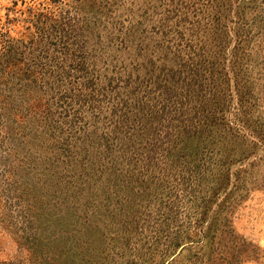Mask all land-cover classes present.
Segmentation results:
<instances>
[{
    "label": "rangeland",
    "instance_id": "374dc122",
    "mask_svg": "<svg viewBox=\"0 0 264 264\" xmlns=\"http://www.w3.org/2000/svg\"><path fill=\"white\" fill-rule=\"evenodd\" d=\"M0 264H264V0H0Z\"/></svg>",
    "mask_w": 264,
    "mask_h": 264
}]
</instances>
